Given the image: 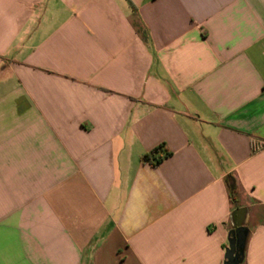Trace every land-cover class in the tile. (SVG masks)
Returning a JSON list of instances; mask_svg holds the SVG:
<instances>
[{"label":"crops","instance_id":"obj_1","mask_svg":"<svg viewBox=\"0 0 264 264\" xmlns=\"http://www.w3.org/2000/svg\"><path fill=\"white\" fill-rule=\"evenodd\" d=\"M239 220L264 264V0H0V264H225Z\"/></svg>","mask_w":264,"mask_h":264},{"label":"water","instance_id":"obj_2","mask_svg":"<svg viewBox=\"0 0 264 264\" xmlns=\"http://www.w3.org/2000/svg\"><path fill=\"white\" fill-rule=\"evenodd\" d=\"M245 211L235 212L233 216ZM249 232L243 226L242 220L235 222L234 229L230 232L229 245L225 251V264H242Z\"/></svg>","mask_w":264,"mask_h":264},{"label":"trees","instance_id":"obj_3","mask_svg":"<svg viewBox=\"0 0 264 264\" xmlns=\"http://www.w3.org/2000/svg\"><path fill=\"white\" fill-rule=\"evenodd\" d=\"M157 152L158 151H154L151 154L144 156L143 160L145 162L150 163V165H152L153 167H157L162 161V159L156 157ZM230 196H231V200H232L233 205L236 206L237 202L233 198L231 193H230Z\"/></svg>","mask_w":264,"mask_h":264}]
</instances>
